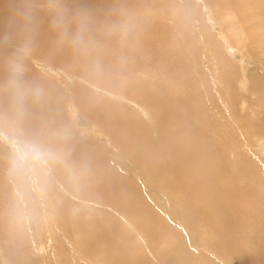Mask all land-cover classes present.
I'll return each instance as SVG.
<instances>
[{"label": "rangeland", "instance_id": "374dc122", "mask_svg": "<svg viewBox=\"0 0 264 264\" xmlns=\"http://www.w3.org/2000/svg\"><path fill=\"white\" fill-rule=\"evenodd\" d=\"M0 125V264H264V0H0Z\"/></svg>", "mask_w": 264, "mask_h": 264}, {"label": "clouds", "instance_id": "9594fccd", "mask_svg": "<svg viewBox=\"0 0 264 264\" xmlns=\"http://www.w3.org/2000/svg\"><path fill=\"white\" fill-rule=\"evenodd\" d=\"M79 42V35L73 43ZM11 87L17 91L21 85L14 75ZM0 143L8 148L10 174L22 187H38L43 171L50 163V153L40 142L21 135L18 131L0 125Z\"/></svg>", "mask_w": 264, "mask_h": 264}, {"label": "bare ground", "instance_id": "6f19581e", "mask_svg": "<svg viewBox=\"0 0 264 264\" xmlns=\"http://www.w3.org/2000/svg\"><path fill=\"white\" fill-rule=\"evenodd\" d=\"M93 2V1H92ZM53 51V50H52ZM26 113V112H25ZM23 121L24 122H22L24 125L26 124V121H28L29 123H31L32 122V119H31V117H29V118H27V120H24L23 119ZM31 121V122H30ZM34 121V120H33ZM182 122V121H181ZM27 125V124H26ZM31 125V124H30ZM29 126V125H28ZM32 127V126H31ZM34 129V128H33ZM32 131V130H31ZM179 131H180V129H179ZM189 131V130H188ZM178 136V135H177ZM179 142V141H178ZM141 178V177H140ZM105 186V185H104ZM103 186V187H104ZM110 186V185H109ZM111 187V186H110ZM113 228V227H112ZM106 233V232H105ZM60 251V250H59ZM61 254V253H60ZM133 263H136V264H141V261L140 260H138V259H136V261H132Z\"/></svg>", "mask_w": 264, "mask_h": 264}]
</instances>
